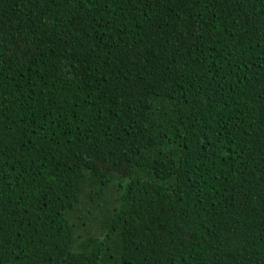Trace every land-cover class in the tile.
Masks as SVG:
<instances>
[{"label":"trees","instance_id":"1","mask_svg":"<svg viewBox=\"0 0 264 264\" xmlns=\"http://www.w3.org/2000/svg\"><path fill=\"white\" fill-rule=\"evenodd\" d=\"M0 264H264V0H0Z\"/></svg>","mask_w":264,"mask_h":264},{"label":"rangeland","instance_id":"2","mask_svg":"<svg viewBox=\"0 0 264 264\" xmlns=\"http://www.w3.org/2000/svg\"><path fill=\"white\" fill-rule=\"evenodd\" d=\"M116 199V198H115ZM114 196L112 194L111 190H108L105 192V198L102 199V201L99 203V206L102 208V210H99V208H97V202L98 201H92L90 197L86 196V198L84 199V202L82 203V205L79 208V213L78 216L81 218L80 222L82 223L83 221H85L88 224V229H94L93 232L97 233V231H101V221H104V213L106 211L103 212V209L106 207H109L113 202H114ZM99 228V229H98ZM98 232V233H99Z\"/></svg>","mask_w":264,"mask_h":264}]
</instances>
